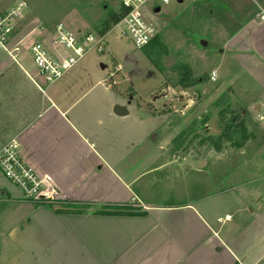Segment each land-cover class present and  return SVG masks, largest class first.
Instances as JSON below:
<instances>
[{"label":"crops","instance_id":"1","mask_svg":"<svg viewBox=\"0 0 264 264\" xmlns=\"http://www.w3.org/2000/svg\"><path fill=\"white\" fill-rule=\"evenodd\" d=\"M18 1L0 0V10ZM208 1L210 15L222 26L221 40L212 42L225 61L232 59L252 74L261 112V6L256 0ZM24 41L10 36L6 49L0 44V148L17 137L22 158L52 176L61 203L90 207L83 213L59 212V206L37 205L2 190L1 210L7 204L29 211L1 232L0 264H264V204L246 206L232 188L214 178L209 184L198 182L203 172L194 164L177 165L164 146L150 144L143 117L131 114L132 98L86 99L103 85L100 76L97 81L84 79L94 76L91 71L86 75L89 67L72 71L75 66L47 83L33 60L26 62L34 41L22 50ZM205 41L210 45L208 36ZM109 75L105 90L118 85ZM115 105L128 113L117 115ZM178 182L190 185V195L177 197ZM230 192L237 207L222 211ZM101 206H130L134 214L95 213Z\"/></svg>","mask_w":264,"mask_h":264},{"label":"rangeland","instance_id":"2","mask_svg":"<svg viewBox=\"0 0 264 264\" xmlns=\"http://www.w3.org/2000/svg\"><path fill=\"white\" fill-rule=\"evenodd\" d=\"M19 1L27 5L26 16L14 20L11 36L24 38L22 50L35 42V36H44L37 35L41 25L46 30L62 24L74 33L99 32L106 17L118 9L117 0ZM256 1L264 13V0ZM208 3V0H173L163 5V13L156 18L157 35L141 49L135 48L117 30L111 31L106 51L90 52L72 71L80 66L89 67L86 75L91 71L94 76L84 79L97 81L100 76L107 86L105 78L121 64L113 80L117 87L105 90L101 85L89 92L86 99L100 97L122 102L132 98L131 114L143 117L145 131H151L150 144L164 146L167 156L176 159L177 165L178 161L194 164L203 172L201 177L197 176L198 182L209 184L214 178L220 186L223 183L224 187L232 188L239 202L246 206L264 204V119L261 118L264 108L261 112L257 108L256 97L260 99V96L252 74L232 59L225 61L218 51L220 47H215L221 40L222 26L210 15ZM232 24L233 28L238 27ZM207 36L211 43L203 47L201 39L206 40ZM27 58L26 62L32 64L31 54ZM102 64L106 67L102 68ZM201 161H206L204 167L199 166ZM194 181L195 177L188 182L192 185ZM178 183L177 197L190 195V185ZM2 190L23 198L0 170V197ZM228 194L221 210L232 212L237 207V198L232 192ZM2 207L0 202V240H3L1 232L12 228L29 211L25 206L6 204L1 210Z\"/></svg>","mask_w":264,"mask_h":264},{"label":"built area","instance_id":"3","mask_svg":"<svg viewBox=\"0 0 264 264\" xmlns=\"http://www.w3.org/2000/svg\"><path fill=\"white\" fill-rule=\"evenodd\" d=\"M117 1L116 11L121 12L122 16L108 32L82 34L74 33L62 24L52 30H46L41 25L40 30H43L44 36L32 43L30 52L38 74L47 83L61 79L90 52L106 51L107 36L111 31L117 30L120 36L129 39L137 49L147 46L158 33L156 18L163 13V5L170 4L173 0ZM26 6V3L19 1L8 11L0 12V44L5 49L14 27V20L24 16ZM156 8H160V11L156 12ZM260 17L264 19V13ZM119 70L121 64L116 65L109 76L115 77ZM261 118L264 119V115ZM0 170L21 191L26 200L48 203H61L63 200L52 176L38 172L22 158L17 137L0 148Z\"/></svg>","mask_w":264,"mask_h":264},{"label":"trees","instance_id":"4","mask_svg":"<svg viewBox=\"0 0 264 264\" xmlns=\"http://www.w3.org/2000/svg\"><path fill=\"white\" fill-rule=\"evenodd\" d=\"M122 16L121 12L113 11L111 12L104 21V27L101 32H106V30L110 29ZM115 88V86H112ZM37 205H51L61 204L58 208L59 212H71V213H83L90 207L89 204H79V203H48L36 201ZM133 208L130 206H101L95 213L97 214H115V215H127L134 214Z\"/></svg>","mask_w":264,"mask_h":264},{"label":"water","instance_id":"5","mask_svg":"<svg viewBox=\"0 0 264 264\" xmlns=\"http://www.w3.org/2000/svg\"><path fill=\"white\" fill-rule=\"evenodd\" d=\"M179 1L181 2L182 0H179ZM155 11L156 12H159L160 11V8H156ZM201 44L203 46H206L207 45V42L205 40H201ZM257 108H260V105L259 104L257 105ZM114 112L117 115H120V116L126 115L128 113L127 109L124 106H121V105H115L114 106ZM205 165H206V161H201L200 164H199L200 167H204Z\"/></svg>","mask_w":264,"mask_h":264}]
</instances>
